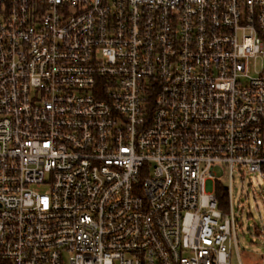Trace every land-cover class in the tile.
<instances>
[{
  "label": "built area",
  "instance_id": "obj_1",
  "mask_svg": "<svg viewBox=\"0 0 264 264\" xmlns=\"http://www.w3.org/2000/svg\"><path fill=\"white\" fill-rule=\"evenodd\" d=\"M236 171L264 183V0H0L1 262L233 264Z\"/></svg>",
  "mask_w": 264,
  "mask_h": 264
},
{
  "label": "rangeland",
  "instance_id": "obj_2",
  "mask_svg": "<svg viewBox=\"0 0 264 264\" xmlns=\"http://www.w3.org/2000/svg\"><path fill=\"white\" fill-rule=\"evenodd\" d=\"M220 185H229L228 170L216 169ZM251 176L235 172L232 201L237 220V251L233 249V264H264V183L251 186ZM0 264H4L0 262Z\"/></svg>",
  "mask_w": 264,
  "mask_h": 264
},
{
  "label": "trees",
  "instance_id": "obj_3",
  "mask_svg": "<svg viewBox=\"0 0 264 264\" xmlns=\"http://www.w3.org/2000/svg\"><path fill=\"white\" fill-rule=\"evenodd\" d=\"M216 196L219 200L220 207H223L225 206V204H227V192L223 185H220V184L216 185Z\"/></svg>",
  "mask_w": 264,
  "mask_h": 264
}]
</instances>
